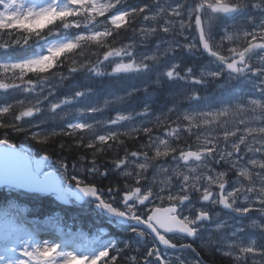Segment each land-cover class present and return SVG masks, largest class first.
<instances>
[{"label": "snow or ice", "instance_id": "snow-or-ice-1", "mask_svg": "<svg viewBox=\"0 0 264 264\" xmlns=\"http://www.w3.org/2000/svg\"><path fill=\"white\" fill-rule=\"evenodd\" d=\"M127 3L0 0V73L9 81L0 83V264H207L216 254L220 264H264L257 242L264 239V0H148L111 14ZM238 13L246 14L241 22L213 35L218 20ZM124 33L129 42L117 45ZM32 45L35 54H9ZM205 55L206 62L192 59ZM79 73L144 83L86 105L78 101L94 89L75 81L57 96ZM237 81L251 91L238 93ZM157 85L170 97L159 115L145 103L111 118L69 121ZM209 86L219 103L201 105ZM134 117L141 119L119 126ZM109 126L117 127L100 131ZM19 136L39 151L14 142ZM121 167V182L101 179ZM21 195L56 207L34 212L20 206ZM81 201L135 222L132 232L158 243L141 254L127 241L99 247L103 230L90 240L65 232L58 213ZM250 233L257 238L245 241ZM161 246L182 251L170 256Z\"/></svg>", "mask_w": 264, "mask_h": 264}, {"label": "trees", "instance_id": "trees-1", "mask_svg": "<svg viewBox=\"0 0 264 264\" xmlns=\"http://www.w3.org/2000/svg\"><path fill=\"white\" fill-rule=\"evenodd\" d=\"M134 1L144 2L145 0H128L129 3H133ZM129 36H131V33L122 34L121 37L117 38V45H119L120 42L128 43L129 40L127 39V37ZM51 38L53 37H50L49 39ZM30 51L31 49L26 46L25 48L12 49L10 50L9 54L11 55V57H23L29 54ZM85 55H89L91 59H95V56L91 55L87 48L85 49ZM183 59H184V62H188L189 57L185 56ZM33 78L35 79V77ZM119 79L120 78L107 77V76L103 78H97V77L89 78L88 74L79 73V74H76L72 80L67 81L63 88L59 89L57 96L64 95L67 88H70L73 85V81H75V83L78 84L79 87L93 88L94 93H98L104 90H107V91L114 90L116 92H121L120 90H118V86L122 85V83L126 84V82L124 81V79L122 80V78H121V82H118L117 80ZM137 82L138 83H134L133 85L130 84L128 87L139 86L144 83L143 79L141 78H139ZM168 92H169V89L167 87L163 85H157L156 90L150 95L139 94L133 97L128 103L121 104V105H114L109 108H106L103 112H101L103 114L102 118H100L101 113L92 114L91 117L93 118V120H98V119H103V118H111V116H114L116 112L131 113L134 111H139L144 106L145 103H151L152 108H153V114L159 115V112L166 110L170 102V97L168 95ZM9 102H12V100L9 99ZM140 119L141 117H134L132 121H129V123L135 124L139 122ZM77 120L79 119L77 118ZM80 121L84 122L88 120L82 118ZM58 126H63V125H58ZM141 139H143V137H141ZM186 139H187L186 137L182 136V140H186ZM14 142H16L17 144L22 143L23 146L27 148L28 151L33 152V154L39 151V147H40L39 145H36L35 143L24 139L23 136L14 137ZM138 142L139 141L137 142L129 141L128 143L130 145H134V143H138ZM181 146H183V144ZM122 170H123V167H121L120 169H115L110 173V177H103L101 179H103L106 184L109 181L114 182V183H119L123 179L119 175V173ZM0 203H3V200H0ZM18 203H20L21 207H25L30 210H33L34 212H41V213H47L48 211L56 207L55 203H50L49 201H41L35 198H30L29 196H26V195H21L19 197ZM68 209H69L68 211L58 213L59 215H61V217L64 220L65 232H68V231L82 232L85 234L86 237H88V239H91L92 237L100 233L99 230L103 229L102 228L103 226L106 228L105 230H108L106 231V233L108 232L107 235L112 237V240L108 246H110L111 244H116V246L118 247L123 246L122 241L117 240V238L111 232H109L111 230L107 228L106 224L95 222V219L93 218L94 217L93 214H90L89 212L84 213L85 211L76 209L74 207H68ZM104 238L105 236L103 237V239ZM125 238H126V241L129 242V244L131 245V243L133 242L132 239L128 238L127 236H124L122 239H125Z\"/></svg>", "mask_w": 264, "mask_h": 264}, {"label": "rangeland", "instance_id": "rangeland-1", "mask_svg": "<svg viewBox=\"0 0 264 264\" xmlns=\"http://www.w3.org/2000/svg\"><path fill=\"white\" fill-rule=\"evenodd\" d=\"M24 2L26 4H30L33 2V0H24ZM36 3H43L44 0H35ZM99 3H105L104 1H100L98 0ZM171 3L175 4V3H178L179 0H170ZM246 14H238L237 16H234L228 20H225L223 18H221L220 20H218L215 24V26L213 27V35L214 36H219L222 34V29L223 27L226 25V24H232V23H238V22H241L244 18ZM55 40V39H53ZM126 84H128V86L130 84H133L134 80L132 78H126ZM9 82L8 81V77L7 75H4L3 73H0V83H7ZM235 85H236V89H237V92H241V91H251V86L246 84V83H243L242 81H237V82H234ZM2 91V90H1ZM121 91H123V88H121ZM206 93L209 95L208 99L207 100H204V101H200L199 103L201 105L203 104H217L219 103V94L218 92L214 91L213 90V86H209V88L206 90ZM13 95V94H12ZM97 96L94 97V99H96ZM84 100V101H83ZM93 99L90 97V96H87L84 97V98H81L80 101H83V104H88L90 101H92ZM230 122V121H229ZM195 139V137H194Z\"/></svg>", "mask_w": 264, "mask_h": 264}, {"label": "flooded vegetation", "instance_id": "flooded-vegetation-1", "mask_svg": "<svg viewBox=\"0 0 264 264\" xmlns=\"http://www.w3.org/2000/svg\"><path fill=\"white\" fill-rule=\"evenodd\" d=\"M202 60H203V58L200 59V61H202ZM207 231H208L207 229H202V232H204L205 235L207 234ZM128 232L129 233L132 232L131 229ZM132 235L135 236L134 232H132ZM135 238H136V236H135ZM256 238H257V234H255V233H250V234H247L244 236L245 241H248V242H251L253 239H256ZM136 239L138 241L139 247L145 248L146 250H147V247H151L153 243H158L157 241H155V239L153 237H150L147 235L143 236L141 238L137 237ZM257 242L258 243H264V239H257ZM180 251H182V250H180V249H173V250H166V251L162 250V252H164L170 256L176 255ZM191 255L194 256L195 254L193 253ZM205 259L207 261V264H220V261H219L220 257L218 254H216L214 256H210V255L206 256Z\"/></svg>", "mask_w": 264, "mask_h": 264}, {"label": "water", "instance_id": "water-1", "mask_svg": "<svg viewBox=\"0 0 264 264\" xmlns=\"http://www.w3.org/2000/svg\"><path fill=\"white\" fill-rule=\"evenodd\" d=\"M53 182H54V178H53ZM81 202H82V201H81ZM96 210L102 213V210H99V209H96ZM103 214L107 216L106 213H103ZM107 217H108V216H107ZM109 218H112V217H109ZM113 219H115V218H113ZM115 220H116V219H115ZM116 221H117V220H116ZM117 222H119V223H128V221H124V220H118Z\"/></svg>", "mask_w": 264, "mask_h": 264}]
</instances>
